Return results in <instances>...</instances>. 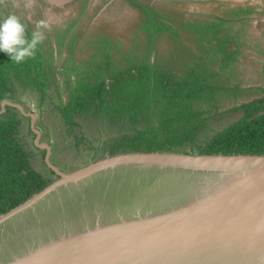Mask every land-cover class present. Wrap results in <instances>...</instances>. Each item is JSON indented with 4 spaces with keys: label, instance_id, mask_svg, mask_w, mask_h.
<instances>
[{
    "label": "water",
    "instance_id": "obj_1",
    "mask_svg": "<svg viewBox=\"0 0 264 264\" xmlns=\"http://www.w3.org/2000/svg\"><path fill=\"white\" fill-rule=\"evenodd\" d=\"M6 106L58 179L0 214V264H264V155L107 154L66 172L37 114Z\"/></svg>",
    "mask_w": 264,
    "mask_h": 264
},
{
    "label": "trees",
    "instance_id": "obj_2",
    "mask_svg": "<svg viewBox=\"0 0 264 264\" xmlns=\"http://www.w3.org/2000/svg\"><path fill=\"white\" fill-rule=\"evenodd\" d=\"M228 19L199 22V28L203 29L199 31L200 39L207 40L211 34L218 42L214 45L208 41L210 44L205 49L214 51L218 57L202 56L199 65L196 62L183 76L153 68L148 58L139 66L130 63L126 68L116 67L110 39H103L108 46L101 51L102 61L74 65L72 70V58L68 59L65 72L67 75L75 72L77 79H66L70 94L67 101L59 96L60 101L55 104L60 117L57 122L56 115L53 120L50 116L45 119L50 110L43 108L50 97L51 84H57L52 52L44 54L40 44L34 57L19 64L0 52V111L4 101L15 100L18 85L39 93L37 126L41 131L46 129L43 140L52 143L57 153L52 156V162L66 172L87 165L90 159L95 161L99 154L105 157L93 150L88 160L85 157L74 166H69V158L63 162L58 159L60 152L68 151L63 146L66 139H72L75 147L86 139L83 129L87 123L84 125L83 118H95L102 125L109 122L112 127L120 128L121 136L106 147L110 155L134 152L264 155V90L241 87L231 77L226 81L207 64L214 65L220 59L221 70L229 74L237 68L239 42L230 33L221 35L229 26ZM31 34H26L29 39ZM230 42L237 52L228 45ZM249 93L253 95L250 98ZM225 98L234 106L221 111L219 103ZM232 114L240 116L226 124L221 122ZM57 128L64 132L62 137L56 136ZM34 139L30 119L16 108L7 107L0 114V214L24 203L58 179L46 166L45 151L34 146ZM39 156L46 171L35 164Z\"/></svg>",
    "mask_w": 264,
    "mask_h": 264
},
{
    "label": "flooded vegetation",
    "instance_id": "obj_3",
    "mask_svg": "<svg viewBox=\"0 0 264 264\" xmlns=\"http://www.w3.org/2000/svg\"><path fill=\"white\" fill-rule=\"evenodd\" d=\"M33 1L34 2H32L31 0H0V19H3V17L8 15L9 13L17 14L18 16H20L21 20L24 22L26 26V34L33 33L34 31H36V25L39 21H44L48 25L46 29H43L45 39L41 44L44 54L48 55V53L51 51L54 57V66H55L54 80H56L57 84L52 83L49 88V94H51L54 100H52V98H48V99L51 100L50 104L52 105L53 109H55L54 113L56 112L57 114L56 116H58V111L57 108L55 107V104L59 103L60 97L64 101H67L68 95L70 94L66 79H68V77L73 81L77 79V75L75 72H71L70 75L66 74L65 71H67V69L65 65L67 63V60L72 58V64H73L71 67L72 70L74 65H82L85 63H92V62L93 64H95L98 61H102L103 52L101 51L107 48L108 46L106 42H103V39L104 40L108 39L107 33L102 34L101 31L102 29H104L103 23L108 22V20L109 21L115 20L119 17H129L128 15H130V11H134V12L136 11L145 20V23L140 24L135 30L137 36L134 38V47L140 49L138 36L139 37L144 36L143 39L146 40L148 44V55L145 58L141 57V59H139V57L137 58L135 57L136 59H133L134 60L133 62L129 60V62L126 63L127 67L130 65L129 63H132L131 65L135 64L139 66L142 60L148 58L153 68L156 66L161 69L168 70L172 72L174 75L183 76V74L185 72H188L192 68V66L196 64V62L199 65V58H202V56H206V57L212 56L213 58L218 57V55L214 51L205 49L204 46L205 45L208 46L210 44V42L208 41H212L214 45L215 44L217 45L218 42L212 39L211 34H209L206 37L207 40L203 41L200 39L199 31L200 30L203 31V29L199 28V22L206 23L214 20H225L226 17H229L227 21L229 23V26L227 29H224V31L221 32V35L230 33L235 38V40L239 42L238 44L239 50L236 55L238 59L237 68L231 74H229V72L224 73L221 70V64H219L221 63L220 59H218L219 61H217V63L214 65L211 63H207L208 66L212 67L214 71L222 74V76L226 81H229L228 79L231 77L230 80H234L236 82L238 77H242L240 72L241 71L244 72L243 68H245V70L246 68L251 69L250 65H253L252 63L253 61L257 62L259 56L264 57V49H263L264 47L262 46V43H260L262 47L256 50L257 52L253 51V46L251 45V41H253L254 39H258V40L261 39V36L255 35V32L251 31V29L252 27H254V29L257 27L253 25L255 20L258 22L262 20V18L260 19L256 15L263 12L264 0H262L263 3H257V1L252 3L243 2L233 6L225 3H218L221 2V0H179V1L149 0V3H143L141 0H110V1L108 0H99V1L98 0H49V2L53 3V4L50 3L54 6L53 9L47 8L46 5L47 1L45 0H39V1L33 0ZM170 3L172 4L185 3L186 5L188 4L205 5L208 6L207 9L209 11H199V10L193 11L189 9H187L186 11H181L177 7L173 10V13H175L176 16L175 18L180 17L179 19L180 23L179 25H174L170 21V19L173 17V13H169V11L166 12V8ZM20 9H21V13H20ZM247 10H250L251 13L245 14L244 11ZM203 13H207L209 15H203ZM110 14H114V16L116 15V18L115 19H111L112 17L109 18L108 16H110ZM49 19L55 21L56 24L53 25L48 24ZM130 20L131 18H128V21ZM85 21H87V25L90 23L91 27L83 32H80V36H79L77 34L79 33L80 29L86 28V27L83 28V24L85 23ZM96 26H98L97 29L99 31V35L94 36V39L92 40L93 36L90 35L89 37L87 32ZM120 27H123V25H120ZM97 29H95V31ZM186 33L190 35L191 39H193V42L199 44V47H201L204 51L203 53L201 49H200L201 52L199 51V54L195 53V51H192L191 48L189 47V48H185L183 51L180 49L178 54H176L173 57L167 55L166 53H163L161 57L159 56L158 38L160 36L163 37L166 36L167 39L170 40V42H177L178 37H183L184 34ZM110 41L113 43L111 45V48L113 54L112 58L114 60L116 54L122 52L123 41H115L111 39ZM228 45L232 46V49L237 52L236 50L237 47L234 44L230 42L228 43ZM91 48H93L92 52L90 51ZM153 53H154V60L152 64L151 59ZM193 55L199 56V58L198 59L192 58ZM171 58H174L173 62H171L172 64H174L173 68L169 66ZM262 62L264 63V61ZM259 72L262 71L259 70ZM59 77L62 78V81L59 79ZM248 79H254V77L251 78L248 77ZM23 90L28 91V95L24 94L28 98L27 104H23L24 102L22 104H19L18 103L19 101H17L18 99L21 101L22 100L21 98H23V100L25 99L24 97L18 96L19 93L21 94L23 92ZM51 90H54L56 92L58 97L56 100L54 98L53 92L51 93ZM58 92H60L61 94H58ZM32 93L38 94V98L33 97ZM14 99L15 100H11V101L7 100V101L22 105L27 113L31 112L37 114L38 116L37 122H39L38 113L40 109L38 103H36L40 99L39 93L31 92L25 89L24 87H22L21 85H18L14 92ZM48 99L46 100L47 101L46 105L43 107L45 111L46 109L47 110L49 109L47 104ZM29 101L33 102L35 106L28 105ZM7 107H11V106H6L5 108ZM1 108L3 109L2 105ZM17 110L20 112L19 109ZM52 111L50 112L52 113ZM47 113L48 111L46 112V114ZM50 114L47 115L45 119L50 116L49 119L53 120L54 116H51ZM23 116L30 119V129L32 133L35 135V139L33 141H34V146L36 147L35 140L37 135L32 129V119L25 115ZM91 119H95V118H89V119L83 118V120L85 121L84 125H86L87 123V125L85 126L87 131H90L91 127L90 124H88V122L86 121H90ZM95 120L97 121L98 119ZM99 121L100 120H98V122ZM37 122L35 127L40 130V127L37 126ZM107 125H110V123L104 122L103 126H106V128L112 127ZM44 132H46V129L41 131L42 138L45 135ZM41 141L44 140L41 139ZM47 143H49L52 146V143L50 142ZM36 148L39 149L38 147ZM39 150L45 151L42 149ZM66 152L67 151L63 150L58 154V156L61 155V157L65 159ZM46 153L47 151H45V157H46ZM55 153L56 152L53 149L52 156ZM45 157H44V161H45ZM70 159H68L70 161L69 166L71 165L73 166L74 160L72 159L70 160ZM61 170L65 171L64 169Z\"/></svg>",
    "mask_w": 264,
    "mask_h": 264
},
{
    "label": "rangeland",
    "instance_id": "obj_4",
    "mask_svg": "<svg viewBox=\"0 0 264 264\" xmlns=\"http://www.w3.org/2000/svg\"><path fill=\"white\" fill-rule=\"evenodd\" d=\"M31 1L34 2L33 0H31ZM37 1H39V0H37ZM45 1H47V3H46L47 8L53 9V7H54L52 5L53 3L49 2V0H45ZM108 1H110V0H108ZM141 1L143 3H149V0H141ZM237 1H239V2H237ZM255 1H257V3H263L262 0H221V2H218V3H225V4L233 6V5H236L238 3H243V2L244 3L245 2L246 3H252ZM50 3H52V4H50ZM257 3H255V4H257ZM177 7L181 11H186L187 9L193 10V11L194 10L209 11L207 9L208 6H205V5H197V4L196 5L195 4L186 5L185 3H181V4L180 3H177V4L170 3L166 8V12L169 11V13H173V10ZM18 12H19V10H18ZM263 12H264V10H263ZM263 12L256 15L260 19L262 18V20H260V22L255 20L253 23L254 26H257L256 27L257 29L256 28L254 29V27H252V29H251V31L255 32V35L261 36V39H259V40L254 39L253 41H251V45L253 46L254 52H257L256 50H258L262 46L264 47V13ZM20 13H21V9H20ZM92 15H94V14H92ZM92 15H91V17H92ZM113 16H114V14H110V16H108V17L109 18L112 17L111 19H115L116 15L114 17ZM128 16L129 17H119V18L112 20V21L108 20V22L103 23L104 29L101 30L102 34L107 33L108 39L115 40V41H123L122 52L117 53L115 58H114V63L116 65V67H121V68L127 67L126 63H128L129 60H131L133 62L134 61L133 59H136L137 57H139V59H141V57L145 58L148 55V44H147V41L143 39L144 36L143 37L138 36L140 49L134 47V38L137 36V34L135 33V30L140 24L145 23V20L136 11L135 12L130 11V15H128ZM175 17H176L175 13H173V17L170 19V21L174 25H179L180 17H177V18H175ZM128 18H131V20L128 21ZM48 24L53 25L56 23H55V21L49 19ZM117 24H118V26H117ZM86 25H87V21H85V23L83 24V28H85V27L86 28L80 29V31L77 35L80 36V32H83V31H85L91 27L90 23L87 26ZM120 25H123V27H120ZM97 28H98V26L90 29L87 32L89 37H90V35L93 36L92 40L94 39V36L99 35V31ZM95 29H97V30L95 31ZM94 31H95V33H94ZM260 43H262V46ZM189 47L191 48L192 51H195V53L199 54L200 49H201L202 53L204 52L203 49L201 47H199V44H196V42H193V39H191L190 35L187 33L184 34L183 37H178L177 42H170V40H168L166 36L165 37L160 36L158 38V54L160 57L162 56L163 53H166L167 55L173 57L176 54H178L180 49L183 51L185 48H189ZM90 51L92 52L93 48H91ZM192 58L198 59L199 56L193 55ZM121 59H123V60H121ZM173 59L174 58L170 59V65L169 66L171 68L174 67V64L171 63V62H173ZM190 59H191V57H190ZM262 61H264V57L259 56L258 61L257 62L253 61L252 62L253 65H250L251 69L246 68V70H245V68H243L244 72L243 71L240 72V74L243 78L238 77V79L236 80L237 82H235V83L239 84L241 87H245V86L257 87L259 89V92H260V90L263 91L264 90V63ZM258 69L261 70L262 72H259ZM248 77H250V78L254 77V79H248ZM59 79L62 81L61 77H59ZM258 89L256 90V92H258ZM52 92H53L54 98L56 100L58 98L57 94L54 90H51V93ZM24 94L28 95V91L23 90V92L21 94L20 93L18 94V96L25 98L24 100L21 98L22 100L18 102L19 104H22L23 102H24L23 104H27L28 98ZM250 95H252V94L249 93L248 98H250ZM263 95H264V93L262 94V96ZM32 96L35 98H38V94L32 93ZM49 98H53L51 96V94H50ZM223 100L224 101L222 103H219V105L221 106V111L227 110L228 108H231L234 106V104L232 102H230L228 100V98H225ZM50 102H51V100L48 99V103H47L48 107H49L48 110H50V111L55 110V109H53ZM28 105L35 106L34 103L31 101H29ZM50 111H48L46 116L51 113ZM50 115L54 116L57 114L52 112ZM229 116L230 115H227V118L222 119L221 122H225V124L229 120H230L229 122H232V121L236 120L240 115L239 114H232L231 117H229ZM59 119H60V117H58V116L55 117L56 122ZM56 122H55V124H56ZM87 122H88V124H90L91 129H90V131H87L86 128L84 127L83 131H84V133L85 132L87 133V136H86V139L84 141H82V143L80 144L79 147H75L72 144V139H70V140L66 139L65 140L64 138H61L62 140L63 139L65 140V142L63 143V146H65V147L67 146V149H68V151L66 152L65 159H63L61 157V155H59V156L57 155L58 159L61 162L67 160L68 158L69 159L71 158L72 160H74V163H73V166H74L76 164L81 163L82 160L85 159V157H87V160H88L89 159L88 155L90 153H92L93 150H96L97 152L103 153L104 156H106L108 154V151H106L107 145L113 143L116 140V138H119L121 136L118 133V131L120 130V128L118 126L106 128V126H103L101 123H99L100 121L98 122V120L96 121L95 119H91L90 121H87ZM217 125H218V122H216L215 128L218 127ZM107 126H112V125H107ZM94 128H96V129H94ZM100 128H103V129L101 131H99ZM111 128H115V129L112 130ZM62 134H64V132L60 128H57V135L56 136L62 137ZM71 144H72V146H71ZM100 158L102 159V156H100V154H99V156L96 157L95 161L100 160ZM41 161H42L41 156H39V158H37V162L35 164L40 170L46 171L45 167ZM91 161H94V160L90 159L88 164Z\"/></svg>",
    "mask_w": 264,
    "mask_h": 264
},
{
    "label": "clouds",
    "instance_id": "obj_5",
    "mask_svg": "<svg viewBox=\"0 0 264 264\" xmlns=\"http://www.w3.org/2000/svg\"><path fill=\"white\" fill-rule=\"evenodd\" d=\"M48 25L39 21L36 31L29 39L26 35V26L20 16L9 13L0 19V52L5 53L12 62L17 64L35 56L38 46L44 41L43 29Z\"/></svg>",
    "mask_w": 264,
    "mask_h": 264
}]
</instances>
